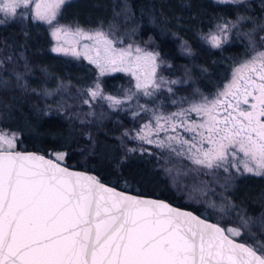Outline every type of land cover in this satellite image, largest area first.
Masks as SVG:
<instances>
[{"label":"snow or ice","instance_id":"6c2138e0","mask_svg":"<svg viewBox=\"0 0 264 264\" xmlns=\"http://www.w3.org/2000/svg\"><path fill=\"white\" fill-rule=\"evenodd\" d=\"M65 3L66 0H0V13L13 17L18 8L34 4V18L51 25ZM245 19L248 18L238 17L235 23L219 26L220 33L226 34L230 23L235 27ZM51 35L58 42L69 35L93 41L95 57L88 56L89 45L84 46L83 54L100 74L130 72L136 78V89L143 90L146 96L153 95L149 86L160 89L165 83L179 82L164 81L162 77L157 82L158 53L137 47L133 55L132 45L116 48L115 41L103 31L88 33L58 25ZM210 41L219 47L221 36L211 35ZM73 54L82 53L73 50ZM142 67L150 69L144 83L139 74ZM16 77L17 81L21 79L19 73ZM89 94L93 99L100 96L99 85ZM249 97L255 102L248 109L241 108V103L249 105ZM106 99L113 105L122 103L111 96ZM221 106L225 112L222 119L217 113ZM186 111L207 118L190 127L179 122L188 131L207 132L206 136L199 133L201 144L207 140L211 147L197 149L191 157L195 164L209 169L224 167L239 152L243 159L233 165L237 171L242 165L244 172L264 175V51L256 52L235 70L232 82L217 99L205 98L204 103L170 116L157 115V128L166 130L160 123L164 121L175 131L173 119L183 117ZM140 138L154 143L147 135ZM15 139V134L0 131V264H264V255L230 239L241 234L238 228L223 229L163 201L140 199L106 188L94 176L61 167L56 161H62L64 153H55L54 161L35 153L15 152ZM173 140L189 144V151L195 147L178 136L167 137L169 146ZM156 143L165 145V141ZM243 223L246 227L247 221Z\"/></svg>","mask_w":264,"mask_h":264},{"label":"trees","instance_id":"16d2710c","mask_svg":"<svg viewBox=\"0 0 264 264\" xmlns=\"http://www.w3.org/2000/svg\"><path fill=\"white\" fill-rule=\"evenodd\" d=\"M240 15L253 18L256 24L262 22L264 1L68 0L59 20L89 28H111L126 41L157 50L165 61L163 70L180 79L175 85L178 93L198 96L223 86L233 67L250 55L244 40L213 47L204 39L215 24ZM252 25L248 23V27ZM51 42L48 25L31 16L0 24V120L4 127L21 134L22 145L17 148L45 154L64 150L65 162L70 166L90 170L118 187L124 182L133 184L141 191L124 189L163 197L202 214L198 208L182 203L172 189L169 193L145 189L158 182L144 171L150 158L125 152L121 134L130 120L122 113L110 111L103 115L101 122H93L91 137L86 138L87 124L78 121L72 109L77 108L73 104L80 102L82 91L96 80V66L85 59L54 53ZM184 43L188 49L182 47ZM102 82L107 91L116 93L126 86L128 78L119 72L104 77ZM25 120L36 124L35 129ZM155 175H159L161 185L169 187L161 169L156 168ZM228 195L236 219H211L226 229L241 220L257 222L264 209V175H242ZM243 232L239 239L264 255V224L257 223L250 234Z\"/></svg>","mask_w":264,"mask_h":264},{"label":"rangeland","instance_id":"374dc122","mask_svg":"<svg viewBox=\"0 0 264 264\" xmlns=\"http://www.w3.org/2000/svg\"><path fill=\"white\" fill-rule=\"evenodd\" d=\"M216 1L225 3H239L248 0H238V2H233V0ZM261 1L263 2L264 0ZM34 9L35 5L29 4L27 7L22 6L18 8L17 14L13 17H6L3 13H0V24L14 18H26L28 16H31L33 19H35L33 15ZM238 17H246L248 19L240 21L235 25V27H232L230 23L227 33H220L219 26H222L223 24L228 22L235 23ZM238 17L221 21L215 24L211 30L204 34V39L211 46L213 45L210 41V36L220 35L221 44L219 47L233 40H244L248 43V47L250 49V55L233 67L229 78L226 80L224 85L215 90L213 93H207L205 95L198 96H185L178 93L179 91L175 88V85L177 83H165L160 89H153L151 86H149L148 90L153 92V95L146 96L144 95L143 90L138 91L136 89V78L130 72L115 71L106 72L105 74L101 75L99 69L94 64L96 66V80L92 85L88 86L85 90L82 91V99L80 100V102L79 100H77L75 104H73V106H77V108H75V110L72 109L73 116L78 121L87 124L88 130L86 131V138L91 137V131L92 128H94L93 122L94 125L98 122H101L103 115H108L110 111L122 113L124 117L130 120L128 127H126L121 134V141L124 146L125 152L127 154L142 156L144 157V159L150 158L151 160L146 161V167L144 168V171L148 172L150 179L152 178V180L158 182V185L148 186L145 187V189L157 193H169L173 190L177 196H180V200H182V203L189 206L192 205L193 207L198 208L200 211H202V215L217 220H223L224 217L228 219H230V217H232L234 220L236 219V215L231 211L232 203L231 198L228 195V190L233 185V183H235L236 180L242 175L253 174L244 172L242 165L239 166L241 169L240 171H237V168L233 166L239 160L243 159V154L238 152L237 157L234 160L230 157V163L220 168L213 167L209 169L206 166L197 165L191 158L197 152V149L201 147H203L204 149L211 147V145L207 143V140H204L203 144H201V137L199 133L203 132L206 136L207 132L205 129H197L195 132L188 131L186 127H180L179 122L182 120L186 126L190 127L193 124L198 125L204 123L207 118L203 114L186 111L183 117L173 119L172 123L177 124L176 130L173 131L168 125L165 124L164 121H161L160 123L166 130L157 128L155 116H170L172 113H177L182 110H188L192 105L204 103L205 98H207V101H213L217 99L218 94L225 90V86L232 82L235 70L240 67V65L245 61L250 60L251 57L256 54V52L264 51V40L261 39L262 37H264V20L256 24L253 18H249L246 15H240ZM42 22L48 25L50 29V35L53 31V28L58 25H63L72 30L80 28L88 33L103 31L109 36L110 39L115 41L114 46L116 48H127L128 45H132L133 55H135L134 50L137 47L145 52H153L159 54L157 50L150 49L144 44L124 40L123 37L116 34V32L111 28H89L72 23H64L59 20V15L51 25L45 21ZM249 22H253L252 27H248ZM51 38L52 51L56 47H64L66 49H69L68 51H53L54 53L64 55L68 58L85 59L86 61L90 62V59L85 58V55L83 54L86 51L84 46L89 45L90 50L87 52L88 56L95 57L96 55V48L94 47V42L91 40H87L83 37H75L72 35H69L68 37H66V39L62 38L59 42L52 35ZM77 41H79V43H77ZM182 47L184 49H188V45H186L185 43L184 45H182ZM73 50L82 54L79 56L74 55ZM164 63L165 61L160 58L159 54L157 58V64L159 66L156 69L157 82H160L161 77L164 79V81L180 82V79L178 77L170 76L166 71L163 70ZM119 72L127 75L128 83L125 87L120 88L116 93L107 91L104 88L102 80L108 75ZM149 72L150 69L147 67H142V69L140 70L139 74L141 76L142 83L145 82L146 74ZM97 84L99 85L101 95L93 99L89 94V90L95 89ZM169 88L172 89L171 92L168 91ZM109 96L121 100L122 103L119 105H113L111 101L106 99V97ZM128 96H131L132 98L127 99ZM220 99L223 98L221 97ZM85 101H87V103ZM174 101L175 103H173ZM232 102L235 103V101ZM253 102L255 101H253L251 97H249V105H244L241 103V108L248 109L250 107V104ZM217 113L219 115V118L222 119V117L225 115L223 106L217 109ZM35 118L38 120L37 114H35ZM23 122L27 125H32L31 121L25 120ZM145 125H149V127L145 128ZM35 127L36 124L32 125L30 128L35 129ZM0 131L8 133L9 135L15 134L16 139L13 149L19 150L17 146H19V144L22 145V142L20 141L21 134L19 133V131H16L15 129H11L9 127H4V125L1 123V120ZM142 135H147V138L153 140L154 143H147V140L140 138V136ZM169 136H178L180 140L189 141V143L195 145V147H193L191 151H189V144H183L176 140H173L171 142V146H169L167 142V137ZM156 141H165V145L163 147H160L158 143H156ZM173 149H175V151H173ZM55 153H64V159L62 160V162H65L66 152L64 150H54L51 151V153L48 155H51L55 158ZM156 168L162 170L163 175L167 178L170 188L165 187L159 183V175H155ZM225 168H227V171H225ZM120 185L123 188L135 189L139 192L141 191V189L137 186L129 184L127 182L121 183ZM263 218L264 209L262 211L261 217L258 218L257 222L255 220L249 219L241 221L237 219L239 223L230 224L228 228H238L241 234L243 231V233L250 234V231L253 230V227L257 223H260L261 225L264 224ZM244 221H247L246 227L244 226ZM240 235L235 237L239 238ZM254 237L258 238V236Z\"/></svg>","mask_w":264,"mask_h":264},{"label":"water","instance_id":"95a60500","mask_svg":"<svg viewBox=\"0 0 264 264\" xmlns=\"http://www.w3.org/2000/svg\"><path fill=\"white\" fill-rule=\"evenodd\" d=\"M13 151L21 152V153H25V154L35 153L37 155L44 156L45 159H50V160H54L55 161V158L52 157L51 155L45 154V153L40 152L38 150H20V149L19 150H14L13 149ZM56 162L60 163L61 167L67 168L70 172L82 173V174L87 175V176H94V177L97 178V180H98V182L100 184H103L106 188L114 189L116 192H120V193H123V194L128 195V196H134V197H137V198H140V199L163 201L164 203L169 204L172 208L178 209V210H180L182 212H190L194 216L199 217L201 220H205L209 224H215V225H218L219 227H221L223 229H226V227L224 225H222L221 223H219L218 221H215V220H213L211 218H208V217L198 213L197 211L193 210L192 208H188V207H185V206H181V205L175 204V203L171 202L170 200H168L166 198H163V197L147 195V194H141V193L133 192L131 190H127V189L118 187L116 185L110 184V183L102 180L99 176H97L96 174H94L90 170H87V169H84V168H78V167L70 166L67 163L62 162V161H56ZM230 239H234L237 243H243L246 246L253 248L254 250H256L257 255H263L256 247H254L252 244H250V243H248V242H246V241H244L242 239H239V238H236V237H230Z\"/></svg>","mask_w":264,"mask_h":264}]
</instances>
